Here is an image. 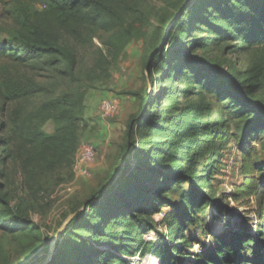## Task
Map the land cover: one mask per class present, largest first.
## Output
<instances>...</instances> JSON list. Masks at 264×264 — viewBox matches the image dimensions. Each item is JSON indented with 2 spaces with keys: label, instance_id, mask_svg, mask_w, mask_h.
Returning <instances> with one entry per match:
<instances>
[{
  "label": "rangeland",
  "instance_id": "374dc122",
  "mask_svg": "<svg viewBox=\"0 0 264 264\" xmlns=\"http://www.w3.org/2000/svg\"><path fill=\"white\" fill-rule=\"evenodd\" d=\"M228 2L127 0L116 17L58 36L72 68L59 59L17 64L0 56V264H161L125 253L131 237L171 236L168 207L141 209L163 192L165 175L204 169L208 178L195 184L213 199L208 228L184 229L193 239L186 251L209 247L213 234L228 229L258 233L264 170L247 172L252 159L264 161V144L253 135L236 140L219 95L189 80L204 72L223 89L244 83L264 104V43L241 46L214 30ZM46 10L45 0H0V41L22 33L25 12ZM32 83L38 92L4 99L8 85ZM106 103L115 112L104 114ZM207 125L215 134L210 156L196 146L209 137ZM84 143L95 155L79 164ZM187 188L180 181L164 196L177 201ZM134 218L144 219L146 232L138 234ZM193 261L189 255L179 264Z\"/></svg>",
  "mask_w": 264,
  "mask_h": 264
},
{
  "label": "trees",
  "instance_id": "16d2710c",
  "mask_svg": "<svg viewBox=\"0 0 264 264\" xmlns=\"http://www.w3.org/2000/svg\"><path fill=\"white\" fill-rule=\"evenodd\" d=\"M45 1L47 10L43 13H24L23 31L20 35L0 41L1 57L17 64H27L42 59L53 62L59 59L72 68L74 57L65 45L59 43L58 36L63 32L80 35L82 27L101 24L106 19L116 17L118 10L127 4V0ZM221 8H219L221 15L214 28L221 38L231 39L241 46L264 43V0H229L226 7ZM204 74V72L193 74L189 80L197 82L200 89L219 95L221 108L237 131L236 140L253 135L264 144V104L254 102L250 86L235 83L232 89H223L224 81L217 83L214 75ZM8 86L2 93L6 100L30 96L38 92L39 88L33 83ZM210 129L211 127L207 125L204 135L209 137L204 140L198 139L196 143L199 152L204 153L205 156L211 154L207 143L215 135ZM242 152L246 154L247 149L242 148ZM196 153L199 154L197 150ZM208 166L212 167V164ZM262 170H264V161L256 158L252 159V170L247 173L252 174L254 171L260 174ZM207 174L204 169L194 176L192 173H182L176 178L165 175L160 189L163 192L159 190L160 192H157L152 201L145 204L141 211L142 213L156 211L161 205L168 207L170 212L165 218L171 236L168 240L161 241H145L139 236L131 237L132 244L125 247V253L128 256H134L137 251L143 255L150 254L155 257V262L158 259L161 264H179L180 260L189 255L194 258L192 264H264L263 225L259 227L256 235H251L248 231L232 229H228L223 235L213 234V241L209 247L194 253L186 251L192 248L193 239L185 235L184 229L188 226H196L198 222H201L205 230L208 228L206 209L213 199L208 192L195 184V179L205 180L208 178ZM180 181H185L188 188L181 189L177 201L166 199L164 193ZM143 220L134 218L138 225V234L146 232L142 224ZM119 260L127 264L122 258Z\"/></svg>",
  "mask_w": 264,
  "mask_h": 264
},
{
  "label": "built area",
  "instance_id": "2783aa9c",
  "mask_svg": "<svg viewBox=\"0 0 264 264\" xmlns=\"http://www.w3.org/2000/svg\"><path fill=\"white\" fill-rule=\"evenodd\" d=\"M115 110L116 108L114 103H106L102 105V111L106 115L112 114L113 112H115ZM94 155H95L94 145L91 143H84L79 150L77 161L79 164L90 162L91 160L94 159Z\"/></svg>",
  "mask_w": 264,
  "mask_h": 264
},
{
  "label": "water",
  "instance_id": "95a60500",
  "mask_svg": "<svg viewBox=\"0 0 264 264\" xmlns=\"http://www.w3.org/2000/svg\"><path fill=\"white\" fill-rule=\"evenodd\" d=\"M71 216H72V215H71ZM71 216L68 217V218L65 220V222L63 223V225L61 226V228L59 229V231H58V232L56 233V235L54 236V238H53V240H52V243H51V249L53 248L54 243H55L56 239L58 238V234H60L62 228L67 224V222L70 220Z\"/></svg>",
  "mask_w": 264,
  "mask_h": 264
}]
</instances>
